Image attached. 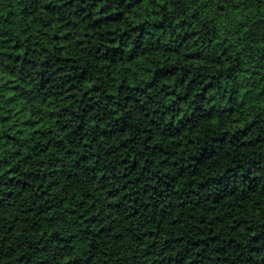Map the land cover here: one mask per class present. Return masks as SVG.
<instances>
[{
    "label": "trees",
    "instance_id": "1",
    "mask_svg": "<svg viewBox=\"0 0 264 264\" xmlns=\"http://www.w3.org/2000/svg\"><path fill=\"white\" fill-rule=\"evenodd\" d=\"M0 264H264V0H0Z\"/></svg>",
    "mask_w": 264,
    "mask_h": 264
}]
</instances>
